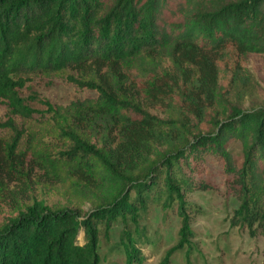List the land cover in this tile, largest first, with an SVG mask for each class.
Here are the masks:
<instances>
[{
    "label": "trees",
    "instance_id": "obj_1",
    "mask_svg": "<svg viewBox=\"0 0 264 264\" xmlns=\"http://www.w3.org/2000/svg\"><path fill=\"white\" fill-rule=\"evenodd\" d=\"M251 59L264 0H0V264H100L102 232L151 206L180 222L169 264L193 236L188 195L216 188L210 157L234 226L264 238ZM35 77L86 94L35 118L18 97ZM136 241L127 230L125 264L145 262Z\"/></svg>",
    "mask_w": 264,
    "mask_h": 264
},
{
    "label": "rangeland",
    "instance_id": "obj_2",
    "mask_svg": "<svg viewBox=\"0 0 264 264\" xmlns=\"http://www.w3.org/2000/svg\"><path fill=\"white\" fill-rule=\"evenodd\" d=\"M258 87L252 91L253 103L264 107V59H251L248 66ZM86 94L62 79L35 77L18 90V97L30 114L38 118L49 108L67 104ZM248 99V98H247ZM250 102V101H249ZM247 105V101L245 102ZM5 108L0 102V123L5 121ZM5 132L0 129V136ZM227 150L233 157L239 156L240 144L230 142ZM208 169L216 188L195 191L187 200L195 207L190 220L193 233L188 245L175 250L169 257V264H262L264 258V238L250 236L245 230L234 226L233 215L238 203L225 194L220 167L210 157ZM49 202L57 199L50 198ZM5 214L0 211V219ZM180 222L171 210H161L151 206L140 212L135 220H117L102 232L98 244L100 264H125L123 243L127 230L132 231L137 247L145 256L144 264H160L165 254L178 245ZM104 228L101 227V231ZM81 239V236L79 237Z\"/></svg>",
    "mask_w": 264,
    "mask_h": 264
}]
</instances>
